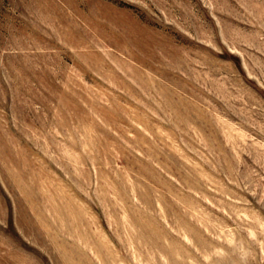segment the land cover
I'll use <instances>...</instances> for the list:
<instances>
[{
    "label": "rangeland",
    "instance_id": "374dc122",
    "mask_svg": "<svg viewBox=\"0 0 264 264\" xmlns=\"http://www.w3.org/2000/svg\"><path fill=\"white\" fill-rule=\"evenodd\" d=\"M0 264H264V0H0Z\"/></svg>",
    "mask_w": 264,
    "mask_h": 264
}]
</instances>
